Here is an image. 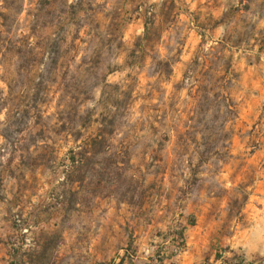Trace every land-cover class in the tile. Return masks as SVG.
Instances as JSON below:
<instances>
[{
	"label": "rangeland",
	"instance_id": "obj_1",
	"mask_svg": "<svg viewBox=\"0 0 264 264\" xmlns=\"http://www.w3.org/2000/svg\"><path fill=\"white\" fill-rule=\"evenodd\" d=\"M0 264H264V0H0Z\"/></svg>",
	"mask_w": 264,
	"mask_h": 264
},
{
	"label": "trees",
	"instance_id": "obj_2",
	"mask_svg": "<svg viewBox=\"0 0 264 264\" xmlns=\"http://www.w3.org/2000/svg\"><path fill=\"white\" fill-rule=\"evenodd\" d=\"M221 102L223 107L226 109L224 110L225 113H232V110H230L229 97L226 95L225 90L223 89H221Z\"/></svg>",
	"mask_w": 264,
	"mask_h": 264
}]
</instances>
